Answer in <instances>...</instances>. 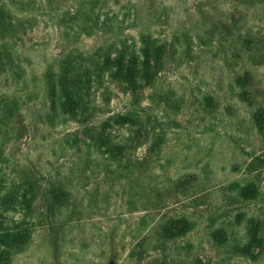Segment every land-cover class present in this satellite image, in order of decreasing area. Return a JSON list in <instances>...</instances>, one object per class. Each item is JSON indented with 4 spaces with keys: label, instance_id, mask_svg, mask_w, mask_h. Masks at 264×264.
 Here are the masks:
<instances>
[{
    "label": "rangeland",
    "instance_id": "374dc122",
    "mask_svg": "<svg viewBox=\"0 0 264 264\" xmlns=\"http://www.w3.org/2000/svg\"><path fill=\"white\" fill-rule=\"evenodd\" d=\"M263 113L264 0H0V264H264Z\"/></svg>",
    "mask_w": 264,
    "mask_h": 264
},
{
    "label": "trees",
    "instance_id": "16d2710c",
    "mask_svg": "<svg viewBox=\"0 0 264 264\" xmlns=\"http://www.w3.org/2000/svg\"><path fill=\"white\" fill-rule=\"evenodd\" d=\"M150 55V54H149ZM112 63V67L114 66V68H116V73L114 74L115 77H123L126 80V84L129 87L132 88H137L139 86L138 84V78H139V74H140V69H139V61H138V57L134 54L131 53L127 64L124 66L122 61L120 59H114L113 61H110L108 59L105 60V65H111ZM149 58L146 57L145 58V71L149 72ZM48 85H49V89H50V93L52 95V99L54 98L55 92H56V88L54 86V82L53 80H51V78L48 81ZM64 96L66 97V101L63 103V111L70 115L71 118H75L77 116V109H76V105H77V98L76 96L71 92V89L68 86L67 83V79H65L62 82V87L60 89ZM121 118L119 117L116 122L120 123ZM259 123L260 126L264 125V113L263 115L260 117L259 119ZM177 230L178 233H182L184 234L186 230H188V225L186 223H181L179 225H177ZM258 234L254 233V238L253 240L255 242H258V238L256 237ZM21 242L19 239L11 236V235H4L2 237H0V245L1 246H5V250H1L0 249V260L1 259H6L8 258L10 255H14L19 253L20 250V246H21Z\"/></svg>",
    "mask_w": 264,
    "mask_h": 264
}]
</instances>
